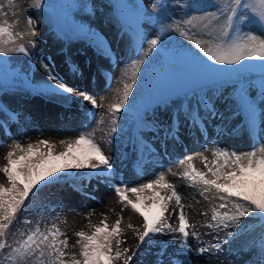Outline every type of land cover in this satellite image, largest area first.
Here are the masks:
<instances>
[{
    "label": "snow or ice",
    "instance_id": "1",
    "mask_svg": "<svg viewBox=\"0 0 264 264\" xmlns=\"http://www.w3.org/2000/svg\"><path fill=\"white\" fill-rule=\"evenodd\" d=\"M176 2L182 9L187 8L203 14L165 24L168 0H153L150 11L140 3L129 5L125 0H114V7L124 21L121 30L123 32L129 30L128 17L130 16L134 21L135 38L138 43L135 44L136 58L131 60L127 68L122 71L121 78L117 80V83L122 85L121 89H116L117 99L107 107L110 120L109 129L105 135L112 137L107 141L109 145L114 144V134L118 132V121L132 120L138 135L144 131L162 128L164 132L162 147L166 152V142L168 140L175 142L180 138L182 124L188 129L198 131L201 136H206L207 121L218 115L211 97L206 95H200L195 105L189 101L187 105H180L175 111L170 110L169 104H175L173 97L179 93L163 95L153 102L144 95V86L141 84L142 75H145L143 70L146 68L150 69L151 74L156 77L162 73H182L186 68H191L204 81L223 79L225 83L234 82L233 78H240L245 71L259 69L262 82L260 105L257 106L248 96L247 89L242 83L238 99L250 129L254 130L257 127L258 118L264 124V0H190L188 3H184V0H176ZM8 5L12 6V0H8ZM33 5L37 9L43 5L44 10L51 7L47 4V0H33ZM74 8L86 10L87 5L69 3L62 6V10ZM129 9L126 16L125 11ZM6 15L3 6L0 5V18ZM33 23V20L29 18L28 31L22 34L13 32L14 23L0 19V57H7L10 53H20L35 63L34 55L28 51L25 44L16 42L25 34L36 35ZM147 24L159 26L154 34L155 38L149 39L143 33L141 25ZM181 24L186 26L183 30ZM198 25L207 37V39H197L193 45L200 55L193 52L191 48L181 46L170 49L168 47L172 37L167 33L176 31L180 37L190 40L187 26L196 28ZM69 33L71 36L87 40L89 47L95 50L97 56L105 60L115 59L104 35L90 26L85 28L73 25L69 32H62L61 35L67 37ZM27 44L35 47V42L31 39L27 41ZM6 63V60L0 59V68ZM66 64L73 78L77 76L84 78L80 66L70 57L66 60ZM42 67L48 73V80L52 83L45 82L33 88L32 91L36 95L64 104L69 103L73 97H79L82 101L90 103L91 108L85 110L86 115L95 119V109L103 105L97 103L87 85L83 88L72 85L53 73L48 64L42 63ZM88 79L95 83L91 74ZM105 79L107 88L110 89L111 75L105 73ZM189 92L193 96L198 95L197 89L182 93L187 97ZM161 105L168 112V121L163 125H160L156 114L157 107ZM0 114L6 117L4 122L0 123V129L5 128L8 121L18 119L14 110L2 104H0ZM103 123L102 115L101 119L96 121L97 127ZM94 135L95 129L92 132L81 131L74 141L62 140L60 143L66 146L60 152H56L55 146L47 140H39L35 144L29 143L26 148L18 142H13L12 150L8 151L4 157L6 164L0 167V173H3L7 181L6 185L0 184V255H3L5 249H9L3 260H0V264L5 262L9 264H29V262L31 264H116L117 261L130 264L145 245L154 244L161 245L155 264H191V260L185 254L192 251L188 237L189 228L193 226L188 223L184 213L180 193L165 180L163 172H160L155 179L148 183H141L138 187L123 182L112 183L110 178L116 171L111 162L112 157L105 154L94 139ZM139 142L143 143L142 136H139ZM144 147L147 148V145L145 144ZM212 156L214 159L211 166L207 163V159L202 157L207 172H201L194 167L191 163L193 159L191 155H185L178 161L181 165H187L182 178L189 182V187L199 188L200 195L205 200L209 199L207 193L214 192L215 195L211 198L220 201L211 209V222L204 226L209 229L223 230L249 216L264 221V146L242 154L215 147L212 149ZM209 174L211 178H208ZM91 178H96L99 183L108 185L110 190H114L124 208H130L133 213L142 218L143 231L136 230L138 244L136 251L131 255H128L129 248L121 249V244L125 243L121 239L123 232L120 227L123 217H118L111 226L102 220L100 225L93 227L91 234L84 231L75 233L79 258L71 255L66 259L68 254L65 249L68 247V240L60 239L64 233L55 225L41 230L40 221L37 220L32 228L22 230L19 227L21 220L27 216L26 201L30 196L39 193L41 188L61 181ZM73 189L77 190L75 185ZM82 189L83 186L79 190L82 191ZM162 190L170 194L161 195ZM128 193H131L135 199H130ZM92 198L95 199V197ZM172 200H175L179 208L178 213L169 211V203ZM145 208L151 212V215L146 214ZM169 215L176 216L179 222L178 227H173L169 223ZM201 215H207V213H201ZM128 227L133 228L131 224ZM17 233L23 238L13 239L10 243L9 237H15ZM169 233H179L181 237L171 255L166 252L168 242H158L154 239L157 235L163 236ZM191 235L199 241L200 237L196 232H192ZM234 235L229 233L230 237ZM173 240H175L174 236ZM261 245L264 249V241ZM212 247L217 251L220 250L219 245H212ZM195 251L197 255H204L207 249L198 246Z\"/></svg>",
    "mask_w": 264,
    "mask_h": 264
},
{
    "label": "rangeland",
    "instance_id": "2",
    "mask_svg": "<svg viewBox=\"0 0 264 264\" xmlns=\"http://www.w3.org/2000/svg\"><path fill=\"white\" fill-rule=\"evenodd\" d=\"M49 1V0H48ZM54 1V0H51ZM66 1V0H62ZM175 1V0H171ZM31 0H12V6L9 7L8 0H0V5L3 6L6 16L0 18L7 20L9 23H14L15 27L13 32L27 33L28 25L27 20L31 18L33 20V28L36 31L35 36L23 35L22 39H17V44L24 43L28 48V51L35 57V63L33 71L31 70V61L28 60L23 54L10 53L7 57H0V59L6 60L7 63L0 68V75L4 74L13 78L36 77L38 79L48 78V73L42 67V63L49 65L51 71L62 78L66 79L72 85H78L83 88L87 85L88 90L95 96L97 103L103 105L95 109V119H91L86 115V109H90L91 105L88 102L82 101L79 97H73L70 104L62 109L57 104L46 101L44 97L36 94H31L28 99L27 114H32V117L25 119L22 128L15 131L13 125L8 128L6 136L2 137L0 141V167L6 164L4 159L6 153L12 150L13 142H18L22 147H27L29 143L35 144L39 140H47L55 146V151L60 152L64 150L66 145H62L60 141H74L81 131L92 132L95 129L94 139L102 147L106 155L112 157V163L116 169L114 175L110 178L112 183L124 184L138 187L141 183H148L153 180L151 177V169H155L156 175L160 172L165 175V180L172 184L176 191L181 195V202L184 205V213L188 219V223L193 227L189 228L188 243L192 246V251L186 253L185 256L191 260V264H264V254L261 259H256L252 262V258L256 252L250 248H239L235 253L229 252L224 241L229 233L239 227H245L256 218L249 216L241 219L238 224L229 228L209 229L205 227L207 223L211 222V209L213 206L218 205L220 201L218 199H212L215 195L214 192L207 193L208 200H205L200 195V189L197 187H189L188 181L182 178V174L186 169V164L181 165L178 163L180 159H183L185 155L193 156L191 163L194 167L201 171L207 172L202 157L207 159V163L211 166V162L214 159L212 156V149L220 147L229 152L235 151L237 154H242L247 151H252L264 146V124L259 123L253 130L252 134L240 133L234 134L239 124L240 117L236 113L237 109V97L238 86L235 82L228 83L223 94L215 101V108L218 115L212 120L207 121V135L201 136L198 131L188 129L186 125H181L180 138L177 141L168 140L167 151H163L162 141L164 139V132L162 128H157L153 131H144L138 135L137 128L132 120L127 122L118 121V132L114 134V144L109 145L107 141L112 137H108L105 133L109 129L110 117L107 115V107L109 104L114 103L117 99L116 89H121L122 85L117 83V80L121 78L122 71L127 68L131 60L135 58V54L128 58L127 64L123 63L121 57L123 42L117 35L116 15L107 16L106 14L112 11L114 6V0H110V4H106L102 0H69V3L86 4L87 9L82 10L80 8H74L71 10H62L64 13L72 12L74 15L78 13H86L89 8L96 14L99 11L104 12V16H99L96 23L90 24L94 26V29L104 35L108 43L110 44L112 51L115 55L113 60H105L102 57H97V65L101 66L106 73L112 77V87L107 88V81L105 74H101L97 70V65L93 64L94 50L86 46L83 52H79L77 45L73 42H67L62 45L61 43L54 41L45 30L47 27L39 19L37 11L34 10ZM128 3H140L149 11L153 0H128ZM167 11L178 19L183 14V9L177 2H170V6ZM15 13V14H13ZM79 19H83V16H76ZM69 24L71 16L66 17ZM108 20L111 23L106 24ZM115 20V21H114ZM164 23H170L167 14L164 17ZM116 24V25H115ZM143 26V25H141ZM46 27V28H45ZM158 25H154L149 30L152 32L153 38H155V32L158 31ZM186 26L181 24L183 30ZM114 28V31L112 32ZM189 29L190 40L180 37L178 32L173 31L167 33L172 37L168 47L178 48L183 46L184 48H193L197 39H207L204 36L201 26ZM110 33L112 34H109ZM31 39L35 42V47L27 44V41ZM62 45V46H61ZM207 46V45H205ZM11 47V45H9ZM144 47L147 45L145 43ZM71 58L73 62L78 64L84 73V78L79 76L73 78L69 68L66 64V60ZM130 71V69H128ZM17 73L19 75H17ZM95 79V83L88 79L89 75ZM247 89L249 97H253L256 94L257 88L252 81L247 82L244 86ZM4 90L6 93L20 92L21 90ZM32 103V104H31ZM0 104L6 106L9 105L6 96L0 95ZM10 110L12 106L7 107ZM157 118L160 125L166 124L168 121L167 111H156ZM103 115L104 123L97 127L96 121L101 119ZM18 116V114H17ZM19 120V116L18 119ZM139 136L143 137V143L139 142ZM126 139L127 147L125 150L129 153V159L127 163L121 164L123 161L118 154V148L122 145V142H116L118 139ZM215 140V143L213 141ZM147 145V148L144 145ZM172 154V157L169 155ZM158 165V168L154 166ZM162 168V169H161ZM87 171V170H86ZM156 176V177H157ZM211 178L210 174L209 177ZM0 184H7L6 178L3 173H0ZM81 185L84 190L90 195L94 196L98 201L91 203L87 201L85 204H80L71 199L59 198L55 207L54 220L47 221L44 226L51 228L53 225L59 228L64 236L60 239L68 240V247L65 249L68 256L76 255L79 258V247L76 246L77 237L75 233L84 231L87 234H91L94 226L100 225L104 220L109 226L115 223L118 217H123L121 221V230L123 236L121 239L125 243L121 244V249L127 247L130 249L128 255H131L136 251L135 247L132 250V246L128 245V226L126 220L129 216L133 215L136 219L137 230L142 229V218L133 213L130 208H124L115 195L114 190H110V187L106 184L99 183L96 178L83 179ZM178 188H181L178 190ZM166 190L161 191V195H168ZM130 199H135L131 193H128ZM123 208V211L121 209ZM146 214L151 215L148 209H144ZM170 212H179L175 200L169 203ZM223 211V210H221ZM201 213H207V215H201ZM169 223L173 227H178V219L175 215L168 216ZM126 225V226H125ZM192 232H196L200 239L197 241L191 235ZM137 234V231H136ZM173 236L175 240H173ZM162 239L168 242L166 245V252L171 255L175 251L176 245L181 239L179 233H169L164 235ZM212 245H219L220 250L217 251ZM198 246H202L207 251L204 255H197L195 249ZM239 246V245H238ZM141 251H139L140 253ZM159 251L150 252L148 255L143 256L137 254L134 260L130 264H155L157 259V253ZM175 258V256L173 257ZM184 259V257H180ZM167 262V255L165 256ZM31 264V262H29ZM116 264H122V261H117Z\"/></svg>",
    "mask_w": 264,
    "mask_h": 264
},
{
    "label": "trees",
    "instance_id": "3",
    "mask_svg": "<svg viewBox=\"0 0 264 264\" xmlns=\"http://www.w3.org/2000/svg\"><path fill=\"white\" fill-rule=\"evenodd\" d=\"M33 5V0H31ZM106 2V4H110V0H103ZM126 3H128V0H125ZM190 0H184V3H188ZM47 4L50 5V8H47L46 10L43 9V5L40 9L33 8L35 11H37V14L39 16V19L44 23V25L47 27L46 32L50 33L51 38L54 41L61 42L62 45L66 44L67 42H74L77 44V48L79 52H83L84 48L88 45L87 40L75 37L69 35L67 37L61 35L62 32H69V29L73 25L78 26H84L85 28L89 27L90 24H94L98 18L99 15H104L102 11H99V13H94L89 9L86 13H79V16H83V19L76 18L75 20L72 19L70 22L71 24L68 26L66 25V17L68 18V13L62 12V6H65L69 4V0L62 1V0H54L52 2L51 0H47ZM132 5V4H130ZM214 10V9H213ZM129 10L125 11V15H128ZM183 16L180 20L187 19L190 16H199L202 15V12H197L195 10H190L187 8H183ZM110 16L116 15V24L118 27V33L119 37L122 39L123 42V48H122V60L124 64H127L128 58L133 56L135 54V44L138 43V41L135 38V32H134V25L129 27V30L127 32H123L122 25L124 21L121 18V15L117 12L116 8L114 7L112 11L108 12ZM167 16L170 17V20H172L173 15L167 11ZM71 15V13H70ZM130 23V24H129ZM131 23H134L132 18L128 17V25H131ZM155 24H147L148 27H142L143 33L150 39L153 38L151 30L152 26L154 27ZM91 28H93V25H91ZM61 45V46H62ZM189 48V47H188ZM193 52H195L197 55H200L199 51H194V49H191ZM136 58V57H135ZM134 58V59H135ZM35 59V57H34ZM94 62H97V55L94 52L93 54ZM34 63L31 62V70L33 71ZM102 71V70H101ZM145 75H142L141 78V84L144 86L143 92L144 95L151 99L153 102L157 101L161 96L168 95V94H177L178 95L173 97V100L175 101V104L170 103L169 108L172 111H175L177 107L180 105H187L189 101L193 105H195L197 99H199L200 95H206L210 96L213 103L223 94V92L226 89V86L228 83H225L223 79L215 80V81H204L202 80L193 69L186 68L182 73H162L158 77L153 76L151 74V70L146 68L143 70ZM139 79V77H138ZM233 81L238 86V93L236 94L237 97V109L236 113L240 115V121L236 128V131L234 134H240V133H249L251 134L253 132L252 129L249 128L246 120V116L244 112L240 108L239 104V89L241 86V83L245 86L247 82L252 81L254 85L257 88L256 94L253 97H250L257 106L260 105L261 97H260V91H261V80H260V70H250L245 71L241 74L240 78H233ZM52 83V81L48 80V78H41L38 79L36 77L28 78V76L20 77V78H13L11 76H7L4 74L0 75V95L3 94L6 96L7 101L9 102V106H12V109L19 115L20 120L15 121H8V124L5 128L0 129V141L3 139L2 137L6 136V130L9 128V126L13 125L15 131L20 130L22 128V125L25 121V119H29L32 117V114H27L26 110L28 108V99L30 98L31 94H35V92L32 91L33 88L38 87L42 85L43 83ZM4 85H6L5 90H21L19 93H6L4 90ZM204 87L203 89H200ZM192 89H197V96H193L191 92H189V95L185 97L182 92L184 91H190ZM7 90V91H8ZM39 96V95H38ZM46 101H49L51 103L57 104L62 109H65L66 106L70 104H64L57 100H49L48 98L44 97ZM32 104V103H31ZM157 110L165 111L164 106H158ZM259 111V108H258ZM6 117L3 114H0V123H3ZM149 119H151V114H149ZM261 121L259 118L257 119V124ZM157 129V128H156ZM122 160H124L123 156H120ZM73 185L76 186V189L79 190L81 186V180H75V181H68L64 182L61 181L60 183H52L49 185H46L45 187L41 188L39 193H37L34 196H30L29 200L26 201L27 208L26 218L21 220V223L19 227L22 230H26L29 228L34 227V222L39 220L40 224L39 227L41 230H45V222L54 220V214H55V207L56 203L61 197V192L66 190L68 191L69 188H73ZM39 187V186H38ZM231 233L235 234L234 236L230 237L229 234L226 237V241L228 243H225L226 248H228L229 252L235 253L239 248H250L254 249L256 254L255 258H252V262L256 259H261L264 254V249H262L261 242L264 241V221L261 220H254L250 224H248L245 227H239L232 231ZM23 237H20L19 233L15 237H9V242L11 243L13 239H21ZM161 238L163 236L157 235L154 239L156 241H163ZM164 242V241H163ZM239 245V246H238ZM160 244H154V245H145L139 254L142 256L147 255L153 250H156L160 248ZM9 249H5L3 255H0V260H3L4 255H7V252ZM5 264H9V262H5Z\"/></svg>",
    "mask_w": 264,
    "mask_h": 264
},
{
    "label": "bare ground",
    "instance_id": "4",
    "mask_svg": "<svg viewBox=\"0 0 264 264\" xmlns=\"http://www.w3.org/2000/svg\"><path fill=\"white\" fill-rule=\"evenodd\" d=\"M97 69L98 70H102V67L97 65ZM9 105H6L5 107L7 108ZM19 116V115H18ZM20 118V117H19ZM135 125V124H134ZM136 127V125H135ZM156 130V129H154ZM121 141L122 142V145L118 148V154L117 156H123L124 157V160L121 162V164H125L127 163L128 159H129V153L127 150H125V148L128 146L127 144V141L126 139H118L116 140V142H119ZM164 151V149H163ZM7 154V153H6ZM172 154L169 155V157H172L171 156ZM154 166L158 169H160L158 167V165L154 164ZM162 169V168H161ZM155 169H151V177H154V179L156 178V172L154 171ZM6 185V184H5ZM82 186V185H81ZM80 186V187H81ZM80 189V188H79ZM181 189V188H178V190ZM61 197L62 198H66V199H71L75 202H78L80 204H85L87 201H90L91 203H96L98 200L95 198L93 199L92 197H94L93 195L90 196L85 190H84V187L82 189V191L80 190H74L73 188H69L68 191L64 190L61 192ZM129 224H131L133 226V228H129L128 227V245H131L132 246V250L137 247V244H138V239H137V234H136V230H137V225H136V219L133 215L129 216V219L126 220V225L128 226ZM125 225V226H126ZM137 249V248H136Z\"/></svg>",
    "mask_w": 264,
    "mask_h": 264
}]
</instances>
